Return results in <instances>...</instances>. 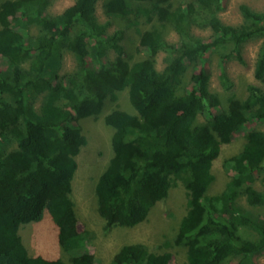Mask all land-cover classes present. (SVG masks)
Instances as JSON below:
<instances>
[{
    "label": "trees",
    "instance_id": "obj_1",
    "mask_svg": "<svg viewBox=\"0 0 264 264\" xmlns=\"http://www.w3.org/2000/svg\"><path fill=\"white\" fill-rule=\"evenodd\" d=\"M98 2L73 0L50 13L53 0H0V264L93 263L85 249L90 236L70 197L87 142L79 122L90 117L111 130L112 155L94 185L105 231L141 223L181 185L186 211L173 242L185 247V257L176 264H259L264 212L239 198L264 206V130L245 129L264 122V10L239 3L241 21L232 24L220 18L225 0H103L100 21ZM113 18L137 27L143 58L127 60L124 28L108 31ZM195 25H205L209 35H196ZM166 27L176 41L167 39ZM252 40L261 41L253 65L259 83H248L242 98L222 101L210 87L208 53L228 47L219 61L234 54L242 61V47ZM65 52L74 66L61 73ZM158 53L165 54L160 70ZM218 81L224 90L233 86L224 70ZM123 92L124 107L117 103ZM242 132V148L223 160L231 176L220 192L208 194L221 146ZM44 211L56 229L59 254L52 257L30 253L18 232L41 221ZM241 229L253 235L244 237ZM171 258L168 250L129 242L105 264Z\"/></svg>",
    "mask_w": 264,
    "mask_h": 264
},
{
    "label": "rangeland",
    "instance_id": "obj_2",
    "mask_svg": "<svg viewBox=\"0 0 264 264\" xmlns=\"http://www.w3.org/2000/svg\"><path fill=\"white\" fill-rule=\"evenodd\" d=\"M73 0H53L49 7L50 13H59ZM99 0L96 8V14L100 21H104L106 16L101 9ZM225 9L220 12V18L227 23H238L241 17L238 11L239 3H246L253 9L264 10V0H225ZM112 23L108 28L112 32L118 27L124 28V36L122 44L124 45L126 58L130 62H134L146 55V50L138 44L137 27H128L124 21L119 19H111ZM30 33H35L34 28L30 29ZM193 32L196 35L207 36L210 31L203 26H194ZM165 36L170 41H176L177 35L170 28L166 27ZM261 41L252 40L246 42L239 60L237 54L226 56L224 62L221 63L219 52L227 51L218 49L213 53H208L207 71L210 74V87L216 91L222 101H226L229 95H236L240 98L246 95V85L248 83H259L253 77V65L256 54ZM164 53H158L155 58V67L162 69L165 65ZM74 59L70 52H65L61 64L60 72L67 73L73 69ZM220 70H224L233 82L230 90H224L219 84L218 74ZM41 96L35 101V105L41 102ZM125 101V93H121L117 103L122 107ZM109 104L106 102L104 110H109ZM200 119H202L200 117ZM81 125V133L86 137V144L82 147L77 155V170L72 181L71 199L74 202L75 213L81 228L86 229L90 240L86 243V250L94 255L92 264H105L113 256L115 251L124 243L142 242L149 247L150 250L162 252L168 250L172 253L169 264L182 262L185 257V247L175 245L173 238L177 229V224L186 211L185 191L183 187L175 186L170 189L166 199L158 202L149 212L147 218L141 223L133 227H113L109 231H105L103 219L96 210V198L94 194V185L100 172L105 168L112 151L110 148L111 130L99 118H85L79 122ZM255 127L264 130V122L255 120L247 124L245 129ZM243 132L235 135L231 141L221 146L219 157L212 165L214 180L210 183L207 193L214 194L220 192L231 176V171L223 166L224 158L237 153L243 145ZM14 144H12V147ZM256 187H260L259 182H255ZM240 202L254 212H264V206L249 207L245 203L244 196L239 198ZM44 218L39 222H29L21 225L18 232L22 238V242L32 254H42L45 257H52L59 254L58 243L56 238L55 224L50 220L49 216L43 213ZM53 223V224H52ZM54 225V226H53ZM240 233L244 237H251L252 232L241 229ZM259 264L264 262V252L254 256Z\"/></svg>",
    "mask_w": 264,
    "mask_h": 264
}]
</instances>
